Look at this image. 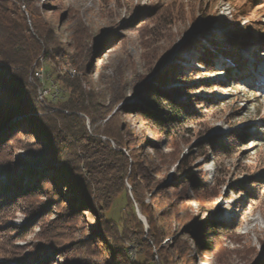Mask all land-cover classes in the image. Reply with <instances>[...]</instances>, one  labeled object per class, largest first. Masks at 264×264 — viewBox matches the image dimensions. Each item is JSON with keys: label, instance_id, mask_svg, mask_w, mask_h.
<instances>
[{"label": "rangeland", "instance_id": "374dc122", "mask_svg": "<svg viewBox=\"0 0 264 264\" xmlns=\"http://www.w3.org/2000/svg\"><path fill=\"white\" fill-rule=\"evenodd\" d=\"M40 5L62 42L64 28L78 25L89 40L99 39L91 52L97 58L92 57L82 88L97 96L103 115L92 125L77 114L84 121L87 135L82 143L87 147L83 152L76 147L79 164L70 174L51 164L45 146L32 134L19 137L6 150L0 163L9 162L7 172L28 193L30 188L39 193L30 198L18 193L12 209L0 215L1 228L12 230L0 238V263L159 264L149 241L154 237L170 264H264V88L259 87L264 75V0H37L35 6ZM159 25L158 33L154 29ZM36 60L27 87L35 86ZM169 64L175 76L161 89L191 112L177 127L172 145L139 111L147 100L146 83ZM66 67L73 72L70 78L79 75ZM63 68L46 62L45 81L62 93L51 91L40 100L35 86L38 117L56 120L59 112L71 114L60 108L68 93L55 81ZM1 76L10 79L7 71ZM9 102L0 99V116L16 108ZM117 115L120 145L94 131L99 121L102 125ZM201 143L212 144L207 145L208 159H196ZM94 145L121 151L131 166L121 182L123 190L110 199L85 170V164L95 168L89 157ZM183 154L194 162V179L207 186L202 199L178 173ZM61 177H66V186ZM130 179L145 199V216L133 199ZM78 181L91 187L92 205L78 200L71 209L69 201L79 197L71 187ZM7 184L6 174L0 173V188ZM223 229L232 238L221 237L220 250L204 257L199 244L213 242L214 233Z\"/></svg>", "mask_w": 264, "mask_h": 264}, {"label": "trees", "instance_id": "16d2710c", "mask_svg": "<svg viewBox=\"0 0 264 264\" xmlns=\"http://www.w3.org/2000/svg\"><path fill=\"white\" fill-rule=\"evenodd\" d=\"M36 3L37 0H0V99H6L8 102L10 101L9 103L15 102L16 104L15 109H7L5 111V114H7L5 128L0 132V160L5 159L6 150L16 139L23 137L24 134H32L45 146L47 150L46 156L49 158L51 164L58 167L60 171L62 170L64 173L70 174L79 164L77 151L83 152L86 150L85 147H87L86 145L84 147L82 143V140L87 135L84 121L77 114L81 113L85 115L92 125L98 122V116L101 118L103 115L101 113L102 109H98L97 96L92 91H86L82 88V83L86 80V76L91 70L92 57L97 58V55L92 56L91 52L96 50L99 39L90 38L89 40L85 29L78 25L70 31L64 28L63 31L67 33V36L65 37V41L62 42L60 35L54 33L45 20L44 14L46 12L43 10L44 6L40 5L37 8L35 6ZM50 13L53 14L55 12ZM171 13L172 15L174 14L172 11ZM178 13L180 12L178 11L177 15H179ZM150 19L153 20L154 15ZM150 19L147 21H150ZM69 20L70 14L67 13L66 25ZM161 30L162 26L160 25L154 29L158 33ZM38 57H43L49 65L55 68L64 67L63 69H70L66 67L69 66L79 73L74 78H70L65 73L56 74L55 76V81L58 85L63 87L68 93L67 100L60 105V108L69 110L71 114L59 112L56 115V120L45 115L43 117L37 116L36 112L38 108L33 99L35 86L28 84L27 87L25 81L29 73H31L33 62ZM238 58L239 60L241 59L240 56ZM3 71L9 72V80L2 78L1 73ZM174 76L175 71L169 64L155 78V81L146 83L145 96L147 100L144 102L143 108L139 107V111L143 110L142 114L152 128L165 136L171 145L173 142L172 138L177 133L175 132L177 131V127H181L183 122L191 116L188 107L186 108L178 104L161 89V86L167 82V79L169 77L174 78ZM4 93L8 96H4ZM127 108L130 109L131 106L128 105ZM114 110L117 111L118 108ZM17 115L23 116L20 117V120L17 121L15 119V122L9 124L12 117ZM100 123L101 121H99L94 131H100L102 136L112 139L117 145H120L119 115L111 121L110 118L105 120L102 125ZM23 124L25 127L20 128ZM207 145L208 143H201L198 146L196 159H208L207 152L212 147V144L209 143V148ZM76 147L79 149L77 150ZM92 151L93 153L89 157L93 159L95 168H89L91 165L85 164V170L93 174L95 177L94 183L101 187L102 191L104 189L105 194L110 199L112 195H118L119 191L123 190L121 182L124 175H126V170L130 166V163L121 151H115L108 145H103L100 147V150H97L96 145H94ZM17 162L21 163L19 160ZM115 162H118L117 171L114 170ZM6 163L9 162L0 163V166L3 165V167H0V173L6 174L8 180L7 186L4 185L0 188V215L12 209L13 201L15 200L14 196L18 195V193L22 195L26 194L25 197L28 198L35 197L39 193L37 189L30 188V193H28L29 188H22L21 181L17 178L15 179L14 174L7 172L9 169ZM193 163L192 159L183 154L178 162V173L184 176L185 183H192L194 185L196 195L202 199V196L205 197L208 194L206 193L208 189L207 186L197 182L194 179V175L191 174ZM114 176V180L110 179ZM112 180L113 182H111ZM130 180L133 199L139 206L141 214L145 216L146 211L144 207L147 206L145 199L138 193L133 180ZM61 181L65 183L66 177H61ZM41 182V189L43 190L46 187L45 181ZM75 184L76 186L72 185L71 190L79 192V197H75V200L71 199L69 201L71 209H76L75 205H79V203L75 201L78 200L82 205L87 204L91 206L89 198V191L92 190L91 187L87 183L80 181ZM112 184L114 189L111 192L110 185ZM64 186H66V183ZM186 187L184 185L181 188L183 190ZM181 188H175V191H180ZM5 197L9 198L4 200ZM83 211L87 212L88 207L83 209ZM146 220L149 229H152L149 218H146ZM212 230L215 231V228ZM10 232H12L10 228H1L0 225V238L7 237ZM214 234L216 235L213 236V242L207 240L206 244H199V249L206 258L220 250L221 237L232 238V233L227 229L221 230L219 234ZM150 238L151 240L149 241L159 256V264H170L168 259L162 255L163 247L160 245V241L154 239V237ZM40 264H45V262Z\"/></svg>", "mask_w": 264, "mask_h": 264}, {"label": "built area", "instance_id": "2783aa9c", "mask_svg": "<svg viewBox=\"0 0 264 264\" xmlns=\"http://www.w3.org/2000/svg\"><path fill=\"white\" fill-rule=\"evenodd\" d=\"M36 65L37 66L33 72L32 79L35 86L37 87L38 97L40 100H43V98H45L46 95L51 91H53L56 96L61 94L62 92H59V90L55 88V84H50L49 82L45 81V74H47L44 69L46 66L45 59L43 57H38L36 60Z\"/></svg>", "mask_w": 264, "mask_h": 264}, {"label": "bare ground", "instance_id": "6f19581e", "mask_svg": "<svg viewBox=\"0 0 264 264\" xmlns=\"http://www.w3.org/2000/svg\"><path fill=\"white\" fill-rule=\"evenodd\" d=\"M252 69H254V68H252ZM62 73H63V74L65 73V74H67V75H69V76L73 75V74H72L73 72H72L70 69H63V70H62ZM62 73H61V74H62ZM45 79L48 80L47 78H45ZM260 79H261V80H260V82H259V87L261 88V87H264V75L261 76ZM58 90H59V87H58Z\"/></svg>", "mask_w": 264, "mask_h": 264}, {"label": "water", "instance_id": "95a60500", "mask_svg": "<svg viewBox=\"0 0 264 264\" xmlns=\"http://www.w3.org/2000/svg\"><path fill=\"white\" fill-rule=\"evenodd\" d=\"M166 64V63H165ZM164 66V65H163ZM162 66V67H163ZM23 115H17V116H14V117H12V119H11V121H14L15 119H18V118H20V117H22ZM6 117H7V114H5L4 116H2L1 118H0V130L3 128V126L5 125V119H6ZM11 121L9 122V124L11 123Z\"/></svg>", "mask_w": 264, "mask_h": 264}]
</instances>
